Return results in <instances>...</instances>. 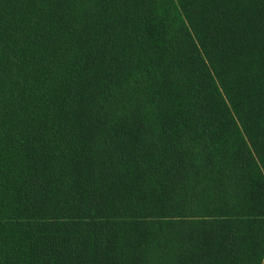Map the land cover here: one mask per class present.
Here are the masks:
<instances>
[{
  "label": "trees",
  "instance_id": "obj_1",
  "mask_svg": "<svg viewBox=\"0 0 264 264\" xmlns=\"http://www.w3.org/2000/svg\"><path fill=\"white\" fill-rule=\"evenodd\" d=\"M0 264H264V0H0Z\"/></svg>",
  "mask_w": 264,
  "mask_h": 264
}]
</instances>
